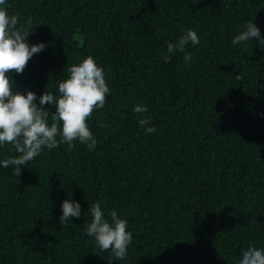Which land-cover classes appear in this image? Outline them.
Returning <instances> with one entry per match:
<instances>
[{
    "label": "trees",
    "instance_id": "trees-1",
    "mask_svg": "<svg viewBox=\"0 0 264 264\" xmlns=\"http://www.w3.org/2000/svg\"><path fill=\"white\" fill-rule=\"evenodd\" d=\"M5 6L30 43L46 44L22 73L9 70L19 90L58 95L68 66L92 55L111 94L86 121L94 150L60 143L20 174L0 167V264H236L249 244L264 247V49L232 44L248 22L264 36V0ZM188 28L200 39L186 46L185 63L167 42ZM137 104L147 111H134ZM18 154L10 143L0 148V159ZM69 194L81 215L61 223ZM95 201L109 220L115 209L128 221L123 259L84 230Z\"/></svg>",
    "mask_w": 264,
    "mask_h": 264
},
{
    "label": "clouds",
    "instance_id": "clouds-1",
    "mask_svg": "<svg viewBox=\"0 0 264 264\" xmlns=\"http://www.w3.org/2000/svg\"><path fill=\"white\" fill-rule=\"evenodd\" d=\"M5 5L6 0H0V148L10 143L19 154L0 159V167L12 166L20 174L21 166L39 155L43 148L51 150L60 143L72 148L78 140L94 150L97 137L86 121L94 109L104 107L106 97L111 94L103 67L92 55H87L68 66L67 77L58 82V95L51 91L38 95L31 89L19 90L9 70L22 73L29 59L44 50L46 44L43 41L30 43L26 39L29 34L17 27V15L9 14ZM199 39L198 33L188 28L178 39L167 42V50L169 53L183 52L184 62L189 63L192 53L185 48L189 42L197 45ZM253 41L264 49V36L253 22L246 23L232 38V44L238 47ZM45 104L52 105L55 110L50 112ZM133 110L146 112L147 106L137 104ZM138 123L145 126L147 133L155 131V125L149 124L147 117H141ZM60 207L61 223L81 215V203L72 199L71 194ZM89 212L92 219L84 230L94 238L97 247L111 249L115 257L123 259L133 239L132 232L127 230L128 221L115 209L108 212L111 220L106 218L100 201L92 202ZM236 264H264V247L249 244Z\"/></svg>",
    "mask_w": 264,
    "mask_h": 264
}]
</instances>
